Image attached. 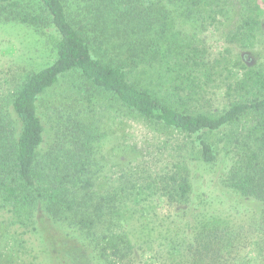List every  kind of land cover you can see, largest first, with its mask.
Returning <instances> with one entry per match:
<instances>
[{
  "label": "trees",
  "instance_id": "obj_1",
  "mask_svg": "<svg viewBox=\"0 0 264 264\" xmlns=\"http://www.w3.org/2000/svg\"><path fill=\"white\" fill-rule=\"evenodd\" d=\"M30 1L37 2L36 10L28 9ZM241 1L245 7L232 39L247 46L261 28L262 12L258 0ZM164 3L88 0L83 18L77 21L71 20L64 0H0V11L7 21L36 28L51 26L58 35L55 62L28 76L14 95L12 114L20 129L15 143L6 144L5 131H0V200L10 205L20 223H32L42 211L57 224L77 226L86 235L82 250L97 251L102 264H141L134 257V241L123 227L133 218L127 215L140 206V199L151 194L171 208L188 206L193 191L190 163L184 155H178L170 171L154 183L138 186L133 183L138 177L132 173L125 176L119 188L101 194L94 181L86 178L90 170L88 148L104 135L100 127L78 121L74 131L67 132L66 128L62 148L57 145L51 151L46 149L39 101L69 75H77L87 88L107 96L133 117L189 138L194 160L204 164L217 161L207 134L256 116L258 137L236 155L222 184L242 198L264 204V98L236 102L221 115L213 116L179 110L149 87L156 77V89L168 84L172 91L163 92L174 98L181 92L195 93L200 85L190 71L192 66L201 65L197 54L172 65L176 53L171 48L176 44L168 38L170 22ZM249 80L253 90L264 91V74L254 72ZM248 86L243 82L242 89ZM145 190L152 193L144 194ZM36 231L44 240L45 227L36 226ZM254 235L259 238L252 243ZM174 243H168V247L177 257L176 264H264V214L260 223L248 230L235 229L215 216L205 217L196 222L188 244ZM59 254L61 260L68 257L66 264H76L66 251Z\"/></svg>",
  "mask_w": 264,
  "mask_h": 264
},
{
  "label": "rangeland",
  "instance_id": "obj_2",
  "mask_svg": "<svg viewBox=\"0 0 264 264\" xmlns=\"http://www.w3.org/2000/svg\"><path fill=\"white\" fill-rule=\"evenodd\" d=\"M64 1L71 20L83 18L88 0ZM37 6L36 1L27 4L28 9L36 10ZM163 6L170 22L168 38L176 44L171 48L176 53L172 65L197 54L201 65L192 66L190 71L200 85L195 93H174L176 97L172 98L163 92L172 91L168 84L156 89L159 79L155 77L151 90L179 110L213 116L221 115L236 102L264 98V91L253 90L249 80L254 72L264 74V0H258L261 28L247 46L232 39L245 7L241 0H165ZM57 38L51 26L36 28L7 21L0 11V131H5L6 144L13 145L20 132L12 114L14 95L28 76L55 62ZM243 82L249 83L246 89H242ZM39 115L46 127L47 151L57 145L62 148L66 128L67 132L74 131L78 121L100 127L104 135L88 148L90 170L86 178L94 181L101 194L119 188L125 176L132 173L138 177V182H133L138 186L154 183L170 171L178 155L189 161L193 191L188 206L171 208L151 194L140 199V206L127 215L133 218L123 227L134 241V257L141 264H176L177 257L170 253L168 243L188 244L199 219L215 216L235 229L246 230L254 229L261 221L264 204L242 198L222 184L236 155L256 141V116L207 134L216 149L217 161L204 164L194 160L196 154L189 147V138L133 117L107 96L87 88L77 75L63 78L41 96ZM148 193L151 190L144 191ZM42 213L37 212L32 223H20L10 205L0 200V264H66L68 257L61 260L59 254L65 251L76 264H102L97 251L82 250L86 235L77 226L57 224ZM42 225L44 240L36 231V226ZM258 238L254 235L252 243Z\"/></svg>",
  "mask_w": 264,
  "mask_h": 264
}]
</instances>
